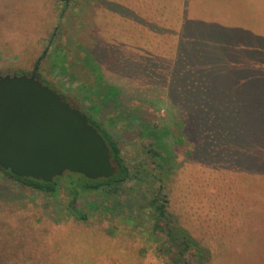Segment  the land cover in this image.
Listing matches in <instances>:
<instances>
[{
  "label": "rangeland",
  "instance_id": "1",
  "mask_svg": "<svg viewBox=\"0 0 264 264\" xmlns=\"http://www.w3.org/2000/svg\"><path fill=\"white\" fill-rule=\"evenodd\" d=\"M143 24H191L194 42H215L229 57L248 140L219 149L222 157L228 154L223 169L214 164L222 161L212 151L214 139L195 154L189 138L198 139L196 132L187 138L176 130L175 106L150 100L154 74L140 69V49L164 53L176 37L172 28L159 47L142 44L156 38ZM43 50L40 81L103 123L130 168L151 161L146 146L152 137L140 135V113L147 110L166 129L162 141L170 152H161L158 170L168 210L207 251L201 264H264V163L255 164L249 148L257 133L253 112L264 101V0H0V75L31 74ZM104 83L119 89L110 106L101 105ZM216 105L218 118L229 123ZM66 183L60 181L55 197H44L0 174V264H172L158 251L163 237L154 236L146 215L122 219L90 209L79 195L74 205L87 220L68 217ZM56 211L59 223L51 218ZM7 233L12 236L4 241ZM192 252L187 264H199Z\"/></svg>",
  "mask_w": 264,
  "mask_h": 264
},
{
  "label": "trees",
  "instance_id": "2",
  "mask_svg": "<svg viewBox=\"0 0 264 264\" xmlns=\"http://www.w3.org/2000/svg\"><path fill=\"white\" fill-rule=\"evenodd\" d=\"M62 1L67 5L70 0ZM143 25L146 29L152 31L156 38L155 42L147 38L142 44L157 43L158 47L164 34L171 33L169 30L174 28L172 30H174L173 33L176 39L167 51L154 54L150 52L149 48H146L147 46H141L140 55L137 59L140 62V69L154 74V82L152 81L153 83L150 84L152 87L148 90L151 93V99H149L153 101L166 99L167 103L169 102L175 106L177 131L183 133L187 138L189 137L188 131L196 132L195 136L198 139L189 138L194 142L193 152L196 154V150L207 149L205 140L212 138L214 139L213 142L215 141L212 147L213 153L222 157L219 149L225 147L228 151V145L226 144L228 141H239L245 136L248 140V130L246 126L241 124V113L238 107V102L242 103V99L238 98V92L232 88L238 81L236 79L234 81L236 75L227 71L230 69L228 64L230 60L228 56L224 55L225 53L223 55L218 53L222 51L219 44H215V42H212L213 44L194 42L193 34L197 32H194V27L191 24H174L173 26L171 24V29L168 28L170 26L164 25ZM175 28L177 29L175 30ZM167 52L169 55H165ZM45 53L46 50H43L35 60L31 72L39 80H41L40 73L37 69ZM94 65L98 71V65ZM155 69L157 72H154ZM98 74H100L99 71ZM259 74L256 73L254 77ZM254 80L250 79L249 83L252 86L255 84ZM103 90L102 106H110V101L115 103L114 101L120 98L119 89L114 85L104 83ZM219 93L223 94L220 99L218 98ZM58 94L63 97L61 93ZM174 95L179 96L178 98L175 96L176 99L173 100ZM65 100L67 101V99ZM207 102L210 104L208 107L205 105ZM216 103L221 104L222 114L225 119L229 120V123L218 118L220 115ZM77 109L86 116L88 122L97 129L105 140L110 150L111 160L116 167V172L112 177L91 180L81 174L64 173L51 182H44L33 178L16 177L9 171L0 168L1 176L11 178L32 192L44 197H55L62 187L60 181L65 178L67 180L66 195L69 197L67 202L68 217H73L75 220H87V215L74 205L80 196L90 209L100 207L103 212L116 213L122 219L131 221L134 216L146 215L150 220L151 232L154 236L161 233L163 237L158 251L162 255H170L172 264H187L186 255L190 250H193V256L201 264L206 258L207 251L198 245L188 232L174 223V218L168 210L169 198L164 188V177L159 171L162 163L158 160L164 159L161 155L162 151L167 152V154L170 152L162 141V135L166 133V129H160L155 124L152 114L147 110L144 112L145 115L140 113V135L152 137L147 139L146 146L151 161L147 163L150 166L140 163L132 169L122 155L117 140L103 126V123L79 108ZM123 112L124 109L120 111L119 115H123ZM230 112L231 114L228 116ZM214 116L215 119H213ZM253 116L255 119L253 126L256 128L257 133L253 141L251 140L252 146H249V148L252 152L253 162L260 165L264 163V101L262 99L258 109L253 112ZM239 125L245 129L244 134L240 133L242 130L239 132ZM186 128L189 129L186 130ZM227 155L226 153L225 158L222 157V161L219 160L214 164L223 169V163L226 161ZM51 218L55 223L62 221V216L57 211L54 217ZM10 236H12L10 233L5 234L3 236L4 241L9 240ZM18 240H22V237L20 236Z\"/></svg>",
  "mask_w": 264,
  "mask_h": 264
},
{
  "label": "water",
  "instance_id": "3",
  "mask_svg": "<svg viewBox=\"0 0 264 264\" xmlns=\"http://www.w3.org/2000/svg\"><path fill=\"white\" fill-rule=\"evenodd\" d=\"M0 168L44 182L64 173L96 180L116 172L97 129L34 74L0 75Z\"/></svg>",
  "mask_w": 264,
  "mask_h": 264
}]
</instances>
